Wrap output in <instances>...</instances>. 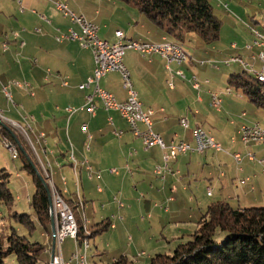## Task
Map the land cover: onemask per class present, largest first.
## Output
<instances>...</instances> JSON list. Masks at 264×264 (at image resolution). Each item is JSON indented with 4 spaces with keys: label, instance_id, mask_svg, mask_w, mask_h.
I'll use <instances>...</instances> for the list:
<instances>
[{
    "label": "rangeland",
    "instance_id": "obj_1",
    "mask_svg": "<svg viewBox=\"0 0 264 264\" xmlns=\"http://www.w3.org/2000/svg\"><path fill=\"white\" fill-rule=\"evenodd\" d=\"M19 1L21 0H0V8L4 7L5 10H9V13L6 15L5 11L4 14H1V25L2 23L3 25H7L6 30L8 33L6 41L2 44H8L9 38L12 41L9 45L10 51L8 53H3L1 51L2 49H0V126L10 130L18 141H21L26 147L31 158L30 160L28 157L29 160L35 166L38 173L47 179L45 182L50 190L51 199H53V192L54 195L58 194L70 208L71 213L75 217L77 226L84 227L86 233L87 229L91 230L94 226V230L98 229V227L96 228L98 223L103 221L104 218H107L109 216L108 214H114L108 231L98 234L94 238L84 240L88 242L87 244L89 246L87 249V260L89 264H112L114 262H112L113 259L116 260L122 256L127 257L132 264H150L151 259L157 254L171 256L179 244L191 240V235H193L198 228V222L201 216L205 214L212 203L224 200L235 207L249 208L244 207L246 205L244 199L245 194L241 191L237 193V188L229 185L226 189L221 190V183H225L226 180L220 178L219 175L221 172H224V174L226 172L227 176L229 175L226 166L214 165L215 162L211 161L209 162L211 166L209 168L206 167V173L212 171L213 177H209L208 175L203 176V161L201 160H204V158L202 157V159L196 155H193L195 158L191 166L187 165L186 161H183L184 158L179 157L178 165L174 168L177 178H174L171 184L167 183L168 192H170V188L175 189V204H169L168 199L163 198L161 191L163 188L165 189L166 182L163 183L157 178H152L153 180H149L147 183L139 182L138 179L134 182L129 179L127 182L122 183V180L118 179L115 182H109L108 185H106L104 181H93V167L89 165V161H87L86 158L88 159L89 157L92 160L96 155L98 158L103 157V164L108 168L107 170L106 168L102 169L103 172L112 173L111 168H114L119 171L121 176L124 173L126 165L130 164L131 170L133 169L131 165L132 160L130 159L128 164L126 163L127 158L121 153L120 149L122 140L110 135L109 130L107 131L108 138H106L107 147L104 152L100 149L97 152L94 142H91L87 138V135H81L82 132H80L79 142L81 144L84 162L79 161L78 158L77 140L71 141L72 143L68 145L69 148L67 147L65 139L62 136L63 132L61 133L62 130L57 129L54 121L55 118H59V116L64 113L66 98L59 87L53 89L49 84L43 82L44 76L52 75V78L55 73H47L46 67H44L45 69L42 68L40 62L43 56L40 49L45 45L43 36L48 34L47 26H45L44 22L50 24V20L46 19L44 13L35 7L29 10L25 9L24 5ZM81 1L87 2L86 5H82L80 1L78 2L83 8L87 7L88 10L93 8L92 0ZM209 1L214 7L215 15L222 23L220 39L213 44H207L197 33H188L182 45L183 50L189 56L188 61L182 65L177 63L171 64L170 70L166 72L168 84L163 83L159 89L165 99H178L180 102H183L181 104H185L186 109L188 108L187 102L194 101L193 105L195 106L198 98L203 99L204 104L200 106L198 104L200 115L193 117L190 112L188 116L190 127L188 129L181 126L179 119L174 121L172 127L175 128L178 133L186 132V134L190 136L187 142L194 144L196 141L194 138L195 123L198 122L201 126H212L214 136L223 142L220 144L224 151L229 155H233L231 147L234 145H232V141L229 139L233 137L232 140L233 142L236 140V146L244 149L246 145L241 142V136L237 132L242 126H252L255 124L264 128V111L252 102H249L242 90H237L228 83L229 76L232 74L246 72L253 77H255V75L247 72L246 69L239 64H233L227 67L224 61L233 56H239L245 64L249 66L250 64L254 65L256 70L261 71L262 61L260 55L263 50L255 43L257 41L256 32L264 36V0ZM58 2L66 4L68 8L72 10L64 0H53L52 3L55 5L53 6L54 9H57L56 4ZM115 2L120 7H124L127 11L132 10V7L124 3ZM8 3L11 4V8L6 5ZM15 3L16 5H14ZM225 5H227V7H225ZM119 6L115 9L106 8L105 11H109L111 15H114L119 8L117 14L121 13L119 14V18L123 23L126 22L127 24L129 13L121 10ZM61 17L67 18L62 13ZM74 25L75 26L68 30V33L57 34L55 36L56 41L62 38L71 40L77 43L76 47L78 49L86 50L91 54V49L84 48L77 40L69 39L71 37L70 31L75 32L77 35H82L83 33L79 25ZM116 25L117 23L114 26ZM20 33H22V38L19 40V43L23 41L26 42L27 38H29L27 40L28 48L22 51L18 49L15 52L13 49L15 45L13 43V38H19ZM23 35L26 37L25 40ZM99 38L102 39L100 36ZM108 42L110 43L111 41ZM2 44L0 43V46ZM215 48L216 50H214ZM231 49L238 51L234 52ZM133 51L134 50H127L125 53L124 59L127 68L132 64V60L134 62H141V60H139L141 54ZM92 57L94 59V55H92ZM140 57L141 59L144 58L142 63L147 64V62L151 60L150 56L144 57L141 55ZM38 61L39 64H37ZM202 61L206 62V65L201 67ZM214 62H216L219 69H214L212 64H208ZM47 64L51 70H54V65H59L53 60H50ZM164 66L166 68V62H164ZM179 71L185 75L186 80L182 79L178 74ZM173 76L181 83H186V85L189 80L191 81L196 77L201 88L199 91H194L189 86H186L184 90L178 88L176 92H171L169 91V87L172 85L178 86L177 82L172 80ZM52 80L53 78L51 81ZM163 82H165V79H163ZM85 84H88V81L83 85ZM5 88L7 91L4 90ZM228 89L231 90V93H228ZM91 92L89 94H91ZM212 95H218L221 98L222 104L220 111L212 107ZM57 106H60L61 111L57 110ZM79 108H74L71 111L67 109V112L72 116L80 110ZM201 128L204 130L203 127ZM32 129L33 131H31ZM64 129L66 130L68 127L66 126ZM57 130L62 141L59 145L55 144V142L59 140ZM115 134L116 133H114V135ZM8 142L13 146L12 151L6 147L7 142L3 143L0 140V171L4 170L5 173L10 175L8 188L16 199L12 210H8V208L0 202V233L6 236L9 234L11 228L15 227L24 235L26 231L22 228H18L13 220L9 218V214L12 211L18 212L19 214H31L33 212L29 206V198L34 193V185L31 176L22 169V160L18 155H15L14 151L18 153L17 145L11 141ZM89 145L92 146V151H90ZM253 145L254 144L251 146ZM262 150L264 151V148H262ZM164 152L165 154L167 153V151ZM60 153L65 156H60ZM248 153L252 152H247L246 154L240 153L245 159H243L245 162L240 165L242 169L250 164V162H248L249 159L247 160L245 157ZM214 154V150H207V160L210 161L212 156L216 159L217 156L215 157ZM72 155L76 160H72ZM224 155H226V153ZM13 156H16V158ZM42 159L46 163H44ZM48 159L50 162L46 161ZM171 160H169V162ZM199 160L201 161L200 165L198 163ZM56 161L58 164L62 163V167H66L70 163L73 168L72 172L69 167H66L64 170L65 175L63 176L64 183L65 180L67 181L66 188L69 194H62L50 180L52 177L50 173L55 170ZM83 165L86 166V168L92 167V171L87 169L92 181L86 179V177L88 178L87 174L80 178L79 169ZM227 165L232 164L229 163ZM251 165L257 169L256 172L258 173H253L251 170L250 172H246V174H249L248 177H250L252 182L245 183L244 187H242V185L240 186L245 188L246 192L249 191L250 186H254L256 190L251 194L258 195V199H262L264 196V183H259L256 176L260 175L259 177H261L264 167L260 166L258 162L250 164V166ZM158 167L159 166H156L155 169ZM127 170L131 173L129 169ZM59 171V169H56V173ZM178 171L180 172L179 174L177 173ZM166 172H171V169ZM112 174L117 175L116 173ZM246 174L242 176V178H246ZM63 177L60 178L56 176V178L54 177V181L56 182L57 179L61 181ZM242 178L240 177V180ZM155 183H158V185ZM136 186H138V189H136ZM132 188H135L134 192ZM208 188L212 191L210 196L208 195ZM103 190L106 191L104 195L97 193V191L102 192ZM122 191L125 192V195L121 194ZM84 199L86 200L85 202ZM260 201L262 204L255 205L254 207H264V201ZM120 202L124 204V207H119ZM110 203H112L113 206L110 207ZM111 209H114V211H111ZM168 209H170L169 213ZM118 210H123L121 214L125 218V221L118 223L117 230H114L116 220H122V216H119L120 213L117 212ZM51 215L54 219V228H56V218L53 213ZM87 234L89 235V233ZM45 235L44 232L37 231L32 239L41 242L47 248L46 253L42 256L40 264H47L52 254L51 249L53 248V240L52 247L49 249L51 240ZM223 236L224 234L219 232L216 236V240L221 241ZM70 240L71 239H67L63 245L64 253H69L74 250V248V254L77 252L83 253L85 251L86 246L84 243L79 244L77 240L74 239L76 245L73 246L74 241L71 243ZM11 261L12 259L9 258L6 262L10 264Z\"/></svg>",
    "mask_w": 264,
    "mask_h": 264
},
{
    "label": "crops",
    "instance_id": "obj_2",
    "mask_svg": "<svg viewBox=\"0 0 264 264\" xmlns=\"http://www.w3.org/2000/svg\"><path fill=\"white\" fill-rule=\"evenodd\" d=\"M52 1L53 0L51 1L21 0L19 2H21V4L24 5L25 9L27 10L33 9L34 7L36 9H39V11L44 13L46 19L50 20V24H48L47 22L45 23L43 21L45 26H47L48 34L43 36V42L45 45L42 46V48L40 49L41 54L43 55L42 60H40V62H41L42 68L46 67L47 73L52 74L54 72L55 74L53 73L54 74L52 77L53 82L51 81L52 75H49L51 79L49 78V76H44L43 82L45 84H49L50 87H52L53 89L59 87L61 89V92L64 93L65 98H66L65 99L66 107L64 108L65 111L64 113H62V115L59 116V118L54 119L56 123L55 126L57 127V129L62 130L61 133L63 132L62 136L64 137L65 143L68 148H69L68 145L72 143L71 141L77 140L78 155H79L78 158H79V161L81 162H84L85 160L82 154L81 144L79 142V139H80L79 136H80V132H82V126L84 124L88 126V131L90 135L92 136V139L90 141L94 142L95 150L97 152L99 151V149L104 152L105 148L107 147L106 138H108L107 131L109 130L110 135H113L117 139L122 140L120 149H121V153H123L125 158H127L126 163L128 164L130 159L132 160L131 165H132L133 171L131 170L129 166L130 164L126 165L124 173L121 176L119 173L115 175L109 172H106V173L103 172L102 169H105V168L106 170L108 169L103 164L104 163L103 157L98 158L96 155V157L94 156L92 160L89 157L88 159L86 158V160L89 161L88 162L89 165L93 167V181L94 180L97 182L104 181L105 184L108 185L109 182H115L118 179L122 180V183L127 182L129 179L132 180L133 182L136 179H138L139 182L147 183V181L157 178L159 179V181L163 183L166 182L165 189L163 188L161 191L162 193L161 192L159 193L163 194L164 199H168L169 204H175L176 203V198L174 197L175 189L170 188V192H168L167 183L171 184L174 178H177V176L175 175L174 168L176 167V165H178L179 157L184 158L183 161H186V164L191 166L193 165V162H194L193 159L195 158L193 155H196V156H199L200 158L202 157L204 158V160H201L203 161L202 162L203 176L208 175L209 177H213L212 171H209L206 173V167L209 168L211 166V164H209V162L211 161L215 162L214 165L218 164L219 166H222V165L226 166L229 172V175L227 176L226 172L225 174L224 172H221V174L219 175L220 178H224L226 180L225 183H221V190L226 189L229 185H231L237 188V193L240 191L243 192L245 194L244 199L246 202V205L244 207L251 208V207H254L255 205L262 204L260 200L264 201V196L262 197L259 195L260 197H262V199H258V195L251 194L255 192L256 190L254 186H250L248 192H246L245 188H242V187H244L245 183L252 182L250 177H248L249 174H246V172H250L251 170V172L253 173H256V174L258 173L256 172L257 169L252 165L250 166V164H254L255 162H258L260 166L264 167V151L262 150V148H264L263 146L258 145V144L257 145L254 144L253 146H251L253 144L252 143V144L246 145L244 149H241V147L236 146L237 145L236 140L235 142H233L232 140L233 137H232L229 140L232 141L231 143L232 145H234L233 147H231V151H233L232 152L233 154L235 153L246 154L247 152H252L255 154V161H249L247 159L248 162H250V164H248L246 168L242 169L240 167V165L243 162H245L244 161L245 159L239 164L234 160L232 154L229 155L227 153L226 155H224L225 153L215 152L214 156L215 157L217 156V158L214 159V157L212 156L211 160L208 161L207 160L208 156H207V151H206L203 154L186 153L183 155H179L176 159L171 160L168 163L169 168L171 169V172H164L162 176H157L154 173L155 167L156 166L163 167L165 165V160H164L165 152L159 146H155L151 148L150 150H145L142 140L134 136V134L132 133L130 129V126L128 127L129 124L126 123V121L122 118L121 114L117 111H109V112L105 111L104 109H102V103L100 101H97L99 110L95 117L91 116L86 110H81V108L84 107L87 103L86 96L92 91V87L87 88V89H82L81 85L86 83L88 79L91 76H93L94 70L96 68L95 61L92 57L93 54L91 53L92 54L91 55L86 50L78 49L76 47L77 43L72 42L71 40H67V39H64L60 42L56 41L55 36L57 34L68 33V30L75 25L71 22L70 19L61 17V13L58 12L57 9H54L53 6L55 5L52 3ZM64 1L72 9V13L75 12L74 14L76 16L82 15L89 22L95 24L99 28V36L102 39L106 40V42L111 41L110 42L111 44L117 42V37H116L117 31H122L125 34L126 39L132 40L134 42H141V43H147V44L148 43L149 44L163 43L164 38L170 39L164 31L158 29L151 21H149L146 17L140 14L136 9L132 8L131 11L130 10L127 11L125 10L124 7H120L114 0H92L91 2L93 5L92 6L93 8L91 10H88L87 7L83 8L82 5H86L87 4L86 1H83V2L81 0H64ZM79 1L81 2L82 5L78 3ZM1 3H4V2H1ZM6 5L10 6L11 8V4L8 3ZM14 5H16V3ZM63 5H66V4L63 3ZM118 6L121 8V10L127 11L129 13V16L127 17L128 19L127 24L126 22L123 23L122 20L119 18V14H121V13L117 14L119 8L116 11V14L114 15H111L109 11H105L106 8L115 9ZM4 13L6 15L7 13H9V10L7 9L5 10L4 7L0 8V19H1V14H4ZM116 23L117 25L114 26ZM6 28H7V25L6 24L3 25V23L1 25V22H0V43L1 44L4 43V41H6V37L8 35ZM21 38H22V33H20L19 38H15V37L13 38L14 39L13 43L15 44L13 49L15 52L18 49L22 51L28 48L27 40L29 38H27L26 42L23 41L19 43V40ZM25 39L26 37H24V40ZM11 42L12 41L9 38L8 44H2L0 46V49H2L1 51L3 53H8L10 51L9 45ZM214 50H216V48ZM231 50L234 52L238 51V50H233V49ZM140 56H139V60H141V62L139 61L134 62L132 60V64L128 68L130 69L129 71L131 73L133 88L138 94V98H139V101L143 105V109L154 111V115L152 116L153 130L156 133L161 135V137L163 138L167 146H169L171 143H177V142L183 141L195 147L196 141L194 142V144L187 142L190 136H188L186 132L178 133V131H176V129L173 128L172 126L176 119H179L180 121L181 119L184 118L188 120L189 127H190V120L188 118V116L190 115V112L192 113L193 117L200 115V110H198V108L200 105L204 104V100L201 98H198L195 106L193 105L194 101H191V102L189 101L187 102L188 108L186 109L185 104H181L183 102H180L178 99H172V100H170V98L165 99V97H163V94L161 93V90L159 89L160 86L163 85V83L168 84V76L166 72L169 70H167L164 66L165 61L160 56L153 55V56H150L151 60H149L146 64V63H142V60L144 61V58L141 59ZM50 60H53L59 64L57 66L54 65V68H53L54 70H51V68H49V65L47 64V62H49ZM124 62H125V59H124ZM37 64H39V61ZM163 79H165V82H163ZM193 79L197 80L196 77H194ZM172 80L176 81L178 86L175 85L173 87L172 86L169 87V91L171 92H176L178 88L184 90L186 86H189L192 90L196 91L192 87L190 80L188 81L187 85L186 83H181L180 81H178L175 76L172 77ZM100 86L103 89L109 91L111 94H113L117 101L123 102L127 100L128 95H127L126 90L122 86V79L119 73L111 72L107 74L104 78L101 79ZM228 93H229V90H228ZM77 107L78 108L81 107L79 108L80 110H78L74 115L70 116V114L67 112V109H70V108L74 109ZM193 107H196V108H193ZM57 110L61 111L60 106H57ZM109 118L113 119V123H114L113 125L109 123L108 121ZM66 126L68 127V129L65 130L64 127ZM197 126L203 127L204 130L209 135H211V137L214 138L219 144L223 143L221 140H218L214 136L212 126H201L200 123L196 122L195 129L197 128ZM140 128L143 129L144 127L140 126ZM31 131H33V129ZM239 131L237 133H239ZM115 132H119L121 133V135L118 137L116 136V134L114 135ZM57 134H58L59 140L56 141L55 144L59 145L62 141H61L58 130H57ZM82 134L84 133L82 132L81 135ZM90 151H92V146H90ZM60 156H65V155L60 153ZM72 157L75 158L73 155ZM46 161L50 162L49 159ZM57 161L55 165V170H53V172L50 173V175L52 176L50 180L52 181L56 189L62 192V194H69L66 188L67 181L65 180V183H64L63 176L65 175L64 170L66 167H69L72 170V172H73V168L70 165V163L67 166L63 164L66 167H62V163L58 164ZM201 161L199 160L198 162L199 165L201 164L200 163ZM43 162L46 163L44 160ZM229 163L232 165H227ZM83 166L79 169L80 171L79 174L81 175L80 178L83 177V175L87 174L88 178L85 176L86 179L88 181L89 180L92 181V179H89V172L86 166L84 167ZM56 169H59L60 171L56 173ZM111 169H114V168H111ZM127 169H129L131 173ZM177 173L179 174L180 172L178 171ZM245 174H246V178H242V176H244ZM56 176L60 178L63 177V178L61 179V181L57 179L55 182L54 177L56 178ZM259 176H256L257 180H259V183H264V179H263L264 178V168H263V173L261 177ZM240 177L242 178L241 180H240ZM155 184L158 185V183H155ZM240 185H242V187ZM62 186L64 187V189ZM136 189H138V186H136ZM132 191L134 192L135 188H132ZM105 192H106L105 190H103L102 192L97 191V193L101 195H104ZM210 192L212 194V191L210 190V188H208V195ZM121 194L125 195V192L122 191ZM159 196H162V195H159ZM85 201L86 200L84 199V202ZM109 206L111 207L113 206V204L110 203ZM84 209H85V205H84ZM123 210L117 211L118 213H120L119 216H122L121 211ZM111 211H114V209H111ZM169 212H170V209H168V213ZM108 215L109 216L107 218H104L103 220L109 219V221L112 222V218L114 217V214L112 213ZM124 221H125V218L123 216H122V220L121 219L116 220V224H114L115 226L114 230H117L118 223H122ZM45 236L49 238V240H51L50 245H49V249H50L52 247V238L50 237V235H47V234ZM72 241H74V239L70 240L71 243ZM64 243L61 246L63 259L69 264H75V261L72 260V256L75 252V248L69 253H64V250H63ZM75 245L76 244L74 241L73 246ZM113 261L115 260L113 259L112 262Z\"/></svg>",
    "mask_w": 264,
    "mask_h": 264
},
{
    "label": "trees",
    "instance_id": "obj_3",
    "mask_svg": "<svg viewBox=\"0 0 264 264\" xmlns=\"http://www.w3.org/2000/svg\"><path fill=\"white\" fill-rule=\"evenodd\" d=\"M124 3L164 31L170 40L183 45L188 33H197L207 44L220 39L221 21L214 13L209 0H115ZM228 83L242 90L249 102L264 111V85L246 72L232 74ZM0 140L17 145L18 157L23 162L22 169L32 178L34 193L29 198L31 214L12 211L9 218L26 231L12 227L9 234L0 233V264H40L47 248L39 241L32 240L37 231L52 238L51 194L30 161L26 147L15 135L0 126ZM30 160H29V158ZM35 164V163H34ZM10 175L0 171V202L12 210L15 196L8 188ZM43 177V176H42ZM45 181L47 179L43 177ZM109 219H105L91 229L78 226L77 242L94 238L110 229ZM224 234L221 241L216 236ZM191 240L179 244L173 255L157 254L150 264H264V207L240 208L228 201L212 203L198 222V228ZM50 264V261L47 263ZM112 264H132L122 256Z\"/></svg>",
    "mask_w": 264,
    "mask_h": 264
},
{
    "label": "built area",
    "instance_id": "obj_4",
    "mask_svg": "<svg viewBox=\"0 0 264 264\" xmlns=\"http://www.w3.org/2000/svg\"><path fill=\"white\" fill-rule=\"evenodd\" d=\"M56 6L57 10L60 13H62L65 17L69 18L73 24L79 25L83 31L82 35H77L75 32L70 31L71 37L69 39L79 41L84 48L91 49L94 55L96 68L94 70L93 76L88 79V84L81 86L82 89H87L90 88L91 85H93L91 86L93 91L91 92V94L86 96L87 103L84 107L81 108V110H86L91 116L95 117L99 110L97 101H100L105 111H117L121 114L122 118L127 122V124H130V129L134 136L142 140L145 150H150L155 146H159L162 150L167 151V153L164 155L165 165L163 167L156 168L154 171L155 175L162 176L164 172L170 171L168 166L169 160L176 158L180 154H203L207 150H214L218 153H227L224 151V149H220V144H215L211 142V135H209L199 126H197V134L194 135L196 139L195 147L183 141H180L178 143H172L167 146L161 135L153 130L152 116L154 115V111L143 109V105L139 101L138 94L133 88V84L131 82V73L124 62V57L127 50H134L136 52H139L144 57L158 55L165 60L166 69L170 70V66L173 63H177L179 65L186 63L182 60L181 56L178 53V46L182 45L173 42L168 38H164L163 49H137L133 47L132 40L126 39L122 31H117L116 36L118 38V41L113 44L110 43V47H103L101 46V39L98 36L99 28L95 24L89 22L82 15L72 16V10H70L68 7H63L62 2H58ZM225 7H227V5H225ZM258 34L260 33L256 32L257 41L255 44L263 50L260 55L262 61V69L261 71H258L254 67V65L251 64L249 67L243 68L252 70L254 72V75L264 76V43L258 42ZM63 39L65 38L58 39V41H61ZM233 45L237 46L236 44ZM166 49H173L174 57H166ZM208 64H212V67H214L215 69H219V67H217L216 62ZM224 64L225 66L230 67L233 64H237V62L232 60V58H229L224 61ZM205 65L206 62L202 61L201 67ZM110 72H117L121 75L123 79L122 86L128 94V98L126 101H117L113 94H111L109 91L103 89L100 86L101 79L104 78ZM178 74L182 77V79L186 80L185 75L181 71H179ZM190 82L195 90H200V85L194 84L193 80H191ZM4 90L7 91L6 88ZM228 90L229 93H231V90ZM211 104L213 108L217 109V111H220L222 100L220 97L212 95ZM71 110L72 109H69V111ZM108 121L111 125L114 124L112 118H109ZM180 124L183 128L186 129L184 118L180 120ZM140 126H143L144 128L141 129ZM82 132L87 135V138L89 140L92 139V136L89 134L88 126L86 124L82 126ZM115 133L116 136L121 135V133L119 132ZM239 134L241 136V142L244 145H249L253 143L264 147V128H262L260 125L255 124L252 126H242L239 131ZM6 147H8L11 151L13 150V146L10 142L6 143ZM15 155H18V153L15 152ZM13 157L16 158V156ZM245 157L250 161L255 160L254 153H248ZM233 158L237 163L240 164L243 161L244 156H242L240 153H235L233 154ZM72 160L76 159L72 158ZM87 169L89 171H92V167H87ZM111 172L116 174L119 173L117 169H112ZM89 178L91 179V176ZM99 190L101 191L100 188ZM210 194L211 193H209V195ZM51 200L52 207L50 212L51 214L53 213L56 218V228L55 231H53L54 246L51 249L52 254L50 263L69 264L63 259L61 246L67 239H73L72 226L68 220L67 214L63 210L62 203L60 202V200H55V196H53V199ZM119 207H124V204L120 202ZM72 260L75 261V264H81L75 258L74 254L72 256Z\"/></svg>",
    "mask_w": 264,
    "mask_h": 264
},
{
    "label": "bare ground",
    "instance_id": "obj_5",
    "mask_svg": "<svg viewBox=\"0 0 264 264\" xmlns=\"http://www.w3.org/2000/svg\"><path fill=\"white\" fill-rule=\"evenodd\" d=\"M63 7H67L66 5H63ZM72 16H76L74 13H72ZM258 42L259 43H264V36L261 34H258ZM133 47L137 48V49H149V48H156V49H163V43H158V44H147V43H141V42H134L132 41ZM101 46L103 47H110V44L104 40L101 39ZM178 53L181 56L182 60L187 62L188 61V55L187 53L183 50L182 46H178ZM166 57H174V50L173 49H166ZM232 60L236 61L237 64H240L242 67H249L248 64H245L241 58H237V57H232ZM246 69L247 72H249L250 74L254 75V72L252 70H249L247 68ZM255 77L259 80V82L261 84L264 85V76H258L255 75ZM194 84L196 85H200L199 82L196 79H193ZM217 96V95H214ZM218 97V96H217ZM184 123L186 124V129L189 127V123L188 120L184 119ZM130 126V124H129ZM197 134V128L194 131V135ZM211 142L215 143V144H219L214 138L211 137ZM220 149H223L222 146L220 145ZM16 152V151H14ZM15 158V157H14ZM73 158V157H72ZM55 194L53 192V196H55V200H60V202L62 203V207L63 210L65 211V213L67 214L68 220L72 226V230H73V239L77 240V233H78V226L75 220L74 215L71 213L70 208L65 204V202L62 200V198L58 195ZM52 240H53V246H54V239H53V234H52ZM88 242L85 241V251L83 253L81 252H77L75 255V258L81 263V264H89L88 260H87V249H88ZM53 264V263H50Z\"/></svg>",
    "mask_w": 264,
    "mask_h": 264
},
{
    "label": "water",
    "instance_id": "obj_6",
    "mask_svg": "<svg viewBox=\"0 0 264 264\" xmlns=\"http://www.w3.org/2000/svg\"><path fill=\"white\" fill-rule=\"evenodd\" d=\"M36 170V168H35ZM37 172V175L40 177L41 181L43 182V184L48 188V185L46 184L45 180L43 179L42 175H40V173H38V171L36 170ZM51 227H52V231L55 230L54 228V219H53V216L51 215Z\"/></svg>",
    "mask_w": 264,
    "mask_h": 264
}]
</instances>
